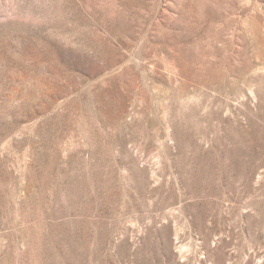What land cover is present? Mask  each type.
<instances>
[{"label": "rangeland", "instance_id": "rangeland-1", "mask_svg": "<svg viewBox=\"0 0 264 264\" xmlns=\"http://www.w3.org/2000/svg\"><path fill=\"white\" fill-rule=\"evenodd\" d=\"M0 264H264V0H0Z\"/></svg>", "mask_w": 264, "mask_h": 264}]
</instances>
